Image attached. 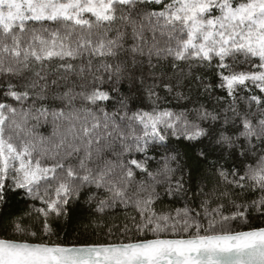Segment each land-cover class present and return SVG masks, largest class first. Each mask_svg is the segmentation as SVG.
<instances>
[{"label": "snow or ice", "instance_id": "1", "mask_svg": "<svg viewBox=\"0 0 264 264\" xmlns=\"http://www.w3.org/2000/svg\"><path fill=\"white\" fill-rule=\"evenodd\" d=\"M205 137L240 163L157 211L158 186L187 192L168 141ZM82 195L103 239H52ZM10 197L38 227L3 223ZM0 264H264V0H0Z\"/></svg>", "mask_w": 264, "mask_h": 264}, {"label": "trees", "instance_id": "2", "mask_svg": "<svg viewBox=\"0 0 264 264\" xmlns=\"http://www.w3.org/2000/svg\"><path fill=\"white\" fill-rule=\"evenodd\" d=\"M213 80H215L212 73H203ZM191 95L193 99H196V84H191ZM123 90L127 93V85H124ZM186 94H188L189 89L186 87L183 89ZM161 101L158 103L160 107H169L178 110L180 107L185 106L184 101L177 102L173 96L174 94H168L161 88L157 89ZM141 99L134 101L132 104L133 110L136 107H143L145 110H151V102L148 100L146 94L141 93ZM213 99L208 100L204 96H200L199 99L201 102L205 103L209 108L215 106L214 97L216 96H224L225 93L218 89L214 88ZM111 105H109V108ZM188 107H192L191 104ZM191 118V117H190ZM207 126V125H205ZM45 135L50 131V127H42L40 129ZM168 147L170 152L174 151L179 153V161L183 166V172L177 173V176L183 174L184 176V186L187 190L185 193H180L174 196H167L164 194V187L166 186H158L157 191L160 193V199L155 204V208L157 211H173L176 208H182L187 204L191 208H196L199 210V203L201 197L197 196L196 193L199 192L201 186H203L205 192H209L214 186H216L218 182V178L215 176L212 168L210 167V162L218 161L215 167H219L223 165L225 169L231 170L233 164H239L240 160L236 153L228 154L219 146H216L214 142H210L209 138L205 137L199 141H185V140H175L170 139L168 141ZM203 150L207 155V160L201 158L199 156V152ZM164 154L163 149H152L149 152V155L156 156L155 161H150V165L152 169L158 167L157 161H159L160 156ZM136 158L140 159L142 156L138 155ZM175 167V164H173ZM138 179L140 177H137ZM32 201H25L20 197H10V207L6 210V214L3 216V223H7L10 219L15 217H22V223L25 226L33 225L34 228L38 227V224H35V216L30 219L25 215L26 212L29 211L30 206L32 205ZM36 206L39 205V201L35 202ZM215 206V203L212 204ZM7 213H11L8 215ZM111 215L120 216L122 218L121 213H109L104 219L106 223H111L112 221L109 219ZM96 218L95 205H90L86 202V196L82 195L78 200H74L68 207V216L67 218L61 217L59 219H53L51 221L52 226L55 230L56 235L52 237V239H57V237L61 238V242L64 243H87L93 242L95 240L103 239V233L106 229H95L92 227L91 220ZM120 220H117L116 223H119ZM259 221H253V224H258ZM85 225L88 227L85 228ZM99 232V237L96 233Z\"/></svg>", "mask_w": 264, "mask_h": 264}]
</instances>
